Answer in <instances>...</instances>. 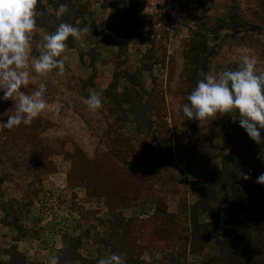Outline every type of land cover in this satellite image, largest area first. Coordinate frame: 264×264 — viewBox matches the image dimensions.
<instances>
[{"label":"trees","instance_id":"16d2710c","mask_svg":"<svg viewBox=\"0 0 264 264\" xmlns=\"http://www.w3.org/2000/svg\"><path fill=\"white\" fill-rule=\"evenodd\" d=\"M81 1L43 0L40 3L38 0L36 28L32 39L40 42L44 35L43 29L51 33L61 22L74 25L79 17L85 15L81 10ZM112 1L120 0H104L103 6L109 7ZM136 3L135 0H129L125 11L120 13L123 25L119 31L123 33L122 40L125 44L139 42L143 38V25L151 26L154 21L153 18L141 14ZM61 4L66 11L57 19L55 10ZM70 12L73 14L68 15ZM263 28L260 23L243 15L238 0H233L221 16L204 20L183 45V64L178 68L182 83L181 107L188 102L186 97L197 80L211 71L213 60L226 45H251L260 53L263 52L260 47L262 42L254 34L255 31L263 33ZM65 43L70 48L75 47L71 36ZM83 56L84 53L81 52V59ZM97 58L98 54L92 55V62ZM128 59V56H124L109 62L114 66V72L104 88L100 84L91 88L86 85L78 86L66 61L63 76H57L55 70L48 74L71 89L85 92L86 97L89 91L98 92L102 100V108L99 110L105 116L114 115L115 122L119 125L124 122L131 126L132 131L127 132L130 136L128 143L137 140L135 150L128 151L130 155L126 158L122 154H127L128 149L124 148L127 143L114 152L115 157L119 156L123 160L124 167L104 164L108 161H102L103 155L98 150L94 158L87 160L83 151L75 147L74 153H79V160L78 165H73L70 171L68 184L76 188L79 181L83 180L87 184L89 196H107L109 214L107 220H102L88 218V212H79V219L90 222L95 229L94 233L88 228L76 235L66 229L54 230L63 239V246L57 250L58 264H96L98 258L113 252L122 255L125 264H150L144 257L145 249L133 237L131 220L124 214V207L136 204L144 194L155 205L153 218L160 225L176 226L184 214L186 223L182 229L189 232V235L181 233L178 242L161 250L159 264H185L186 260H192L191 264H264V185L256 182V178L264 173V140L261 144L252 140L239 125L235 113L217 114L200 122L185 117L181 109L182 123L187 132L199 133L203 138L204 149L201 156L212 158L215 155L211 148L213 144L221 151V168L191 179V182H187L189 179L185 178L186 187L178 190L177 212L168 211L166 196L170 186L167 184V177H163L157 188L156 184H150L147 192L144 175L147 171L155 170L152 164L148 166L135 154L136 151L139 153L152 148V153L158 155L156 158H171V131L164 128L165 121L162 120L160 111L155 110L157 105L149 98L141 76L144 71H151L155 63L165 62L166 39L148 48L138 60L136 68H131ZM236 66L237 64L235 68ZM33 75L36 76V83L42 81L41 77L44 78L38 74ZM149 80L152 84L162 83L160 78L153 75ZM21 90L25 91L23 88ZM13 104L11 99L0 101V113H14ZM7 118V115L0 116V121H6ZM46 125L47 122L44 123L38 116L28 126L21 124L11 130L0 127V133L2 130L8 131V139L0 138V210L4 212L0 219L16 232L12 242L0 243V264H33V256L20 248L21 242L37 251L46 248L47 238L43 237L46 227L42 215L35 219L31 228L25 226L32 207H40L38 204L45 202L46 194L50 190L46 182L56 171L51 155L66 151L63 144L41 140L39 135L46 129ZM154 129L157 135L153 142H149L146 138L149 139ZM107 134L112 139L115 136L111 131ZM134 144L133 142L131 145ZM141 154L146 155L144 152ZM99 163L104 164V171L98 166ZM160 167L161 173L167 171L165 166ZM242 173H247L250 178L243 179ZM150 180L153 181L154 176ZM5 182L15 185L21 195L18 198L9 196L10 187H4ZM189 192L191 201L187 198ZM222 224H225V228L219 233L218 229ZM99 225L102 228L99 229ZM51 227L60 229L58 226ZM85 238L88 240L86 248L80 250ZM95 244L100 245L99 250L91 252L90 247ZM108 248L109 253L106 252ZM6 255L10 258L8 262L4 260Z\"/></svg>","mask_w":264,"mask_h":264},{"label":"rangeland","instance_id":"374dc122","mask_svg":"<svg viewBox=\"0 0 264 264\" xmlns=\"http://www.w3.org/2000/svg\"><path fill=\"white\" fill-rule=\"evenodd\" d=\"M103 1L104 0H82L80 3L83 5L81 6V10L85 15L79 17L78 21L83 27L85 26L84 24L87 19L86 4H95L96 7L100 8L96 11L94 9L91 14H88L90 18L92 17L96 20L99 18L101 9L103 8L102 12L104 11L108 15V18L106 21H102V23L105 22L112 31L118 30L119 32V37H116L114 41V45L116 46L113 52L114 59L128 56L130 66L134 69L138 64V60L148 48L166 39L165 62L155 63L151 71H144L141 76L149 98L157 105L155 110L157 112L160 111L161 118L165 121L164 128L171 131L173 140L171 158L169 160L164 158L161 160L160 157L156 158L158 155L152 153V148L148 149V151L142 150L139 153L136 151L135 154L140 157V160L143 159L148 166L152 164V168L155 170V172L152 170V172L147 171L144 175L147 192H149L150 184H156L155 188H157L160 186L163 177L166 176L167 184L170 186V191L167 193L168 196H166L168 201L167 208L170 212H177V201L179 199L178 190L181 187H186L185 178L189 179L187 180L188 182L191 179L193 180L201 177L211 170H219L221 168V151L217 150L212 144L211 148L213 152H215V155L210 159L202 157L201 153L204 149L203 138L199 133H188L182 123V95L180 91V84L182 83L178 76V68L183 64V45L191 37L193 31L202 25L204 20H213L224 14L227 6L230 5L233 0H186V4L180 14L181 18L177 17L176 20L178 24L173 27V30L167 29V25L158 27L160 15L154 12L146 13L144 9L146 1L144 0V2L141 3L139 0H135L140 13L153 18L154 21L151 26L146 27L143 25L141 29L143 31V38L139 42H132L129 44L124 43L122 40L123 33L119 31L123 25V20L122 17L119 16V13L125 11V6L128 5L129 0L112 1L108 8L103 6ZM238 2L240 11L245 17L260 23L264 27L263 0H238ZM91 7L92 9L94 8L93 6ZM51 10L52 6L49 7L50 12ZM70 14L73 13H68V15ZM92 22L94 21H86V23L90 25ZM116 26H118V29L115 28ZM129 26L131 27V24H129ZM254 34L256 38H260L262 42L260 47L263 52L260 53L257 48L251 45L237 43L228 44L213 60L210 72L215 73L225 69H235V65L244 55L255 57L258 70L264 72V32L255 31ZM38 43L39 41H33V39L31 41L34 54H37L35 49ZM79 50L80 49L76 51L79 52ZM77 52L75 53L77 54ZM107 56H109V54H107ZM79 57L77 55L75 58V55H71L70 65L74 68L78 65L80 66ZM152 75L160 78L162 83H150L149 78ZM84 76L86 75L84 74ZM41 79L42 81H40V83L35 82L34 85H29L31 90H35L41 83H44L46 86V93L43 98L48 103V108L40 117L44 123L47 122V127L40 133L39 137L42 141L44 140V142L56 141L57 144H63L66 151L64 153H54L51 155V159L56 165V171L50 175L49 180L46 182L47 186L50 188V196H48V198L45 197L46 199H44L45 202L43 204H38L40 205V211L37 210L36 206L32 207L31 212L33 211V213L29 218L35 220L40 216L41 212L42 218L44 219L43 223L50 225V229L52 228L51 226L63 227L76 235L81 233L85 228H88L94 233L95 229L90 225V222L87 223L86 220L79 219V212H88V218L94 217L107 220L109 214L108 197L97 194L89 196L87 194V184L83 180L81 182L79 181V185L76 186V188H72L68 184L70 171H72L73 165H78L77 160H79V153H74L75 147L79 151H83L86 158H88L87 160L94 158L98 150L99 153L103 155L102 161H108L104 164L112 166L116 164V166L124 167L125 163L119 156L115 157L114 152L119 151L123 144L127 143L124 145V148L127 147L128 149L126 150L127 154H122L126 158L127 155H130L128 151L135 150L137 140H133L135 143L134 145H131L133 142L131 144L128 143L130 136L127 132H131L132 128L124 122L122 125L116 123L114 115L105 116L99 109L95 112L89 110L84 103L86 99L85 92L71 89L48 74L44 76V78L41 77ZM80 80L82 81L83 79ZM78 86L81 85L79 84ZM24 90L27 91L26 89ZM150 93L152 94L150 95ZM108 131H111L112 135H115L113 139L107 134ZM1 132L0 138L3 140L8 139V131L2 130ZM156 135L157 132L156 129H154L149 139H146L149 142H153ZM261 135L264 137V130ZM140 144H142V142H140ZM143 152L146 153V155L141 154ZM160 160L161 163L158 164ZM104 164L99 163L98 166L102 167ZM161 165L165 166L167 171L164 170V172L161 173ZM104 168L105 166L101 169L104 171ZM152 176H154L153 181L150 180ZM3 186L10 187L8 190L9 196L18 198L21 195L19 189L12 183L5 182ZM187 198L190 201L192 200L190 192ZM55 206L57 208H55ZM155 209V205L146 194L142 195V197L137 200L136 204L124 207L126 218L131 220V232L133 237L136 238L137 242L145 249L144 257L149 260L150 264H159L161 250L172 246L171 244L174 242H178L181 233L189 235L188 231L184 232L182 229L186 223L184 214L181 215L182 219L176 226H172L171 224L160 225V223L153 218ZM2 212L3 211L0 210V216ZM1 222L2 221H0V223ZM100 228H102L101 225H99V229ZM224 228L225 224H222L218 232L222 233ZM3 229L5 228L0 224L1 244L9 242L8 239L11 238L8 233L3 235ZM43 235L45 239H50L45 232ZM3 236H6L7 240H4ZM87 241L86 238L82 240L80 250L86 248ZM24 243L25 242H23V244ZM99 247L100 245L98 244L93 245L90 247L91 252H97ZM101 248H103V246H101ZM106 250V252L109 253V248ZM48 261L45 260L47 263ZM191 263L192 260H186L185 262V264Z\"/></svg>","mask_w":264,"mask_h":264},{"label":"clouds","instance_id":"9594fccd","mask_svg":"<svg viewBox=\"0 0 264 264\" xmlns=\"http://www.w3.org/2000/svg\"><path fill=\"white\" fill-rule=\"evenodd\" d=\"M38 0H0V101L11 99L14 113L7 115L6 121H0V127L13 129L21 124L31 125L47 108L43 98L46 86L41 83L35 90L36 76H47L55 70L57 76L65 73L66 41L69 36L78 40L86 29L77 28L70 23L61 22L54 31L42 36L36 45V53L32 50V37L36 28V5ZM43 3V0H40ZM66 11L59 5L55 16L59 19ZM26 89L23 91L21 89ZM187 103L182 105V112L188 119L204 121L217 114H236L239 125L249 137L261 144L264 137V72L257 68V60L244 55L235 69L209 72L197 80L195 87L186 97ZM84 103L93 112L102 108L100 94L89 91ZM247 180L249 175L242 173ZM256 182L264 185V173ZM49 264H56L52 258ZM96 264H125L124 257L117 253L102 256Z\"/></svg>","mask_w":264,"mask_h":264},{"label":"crops","instance_id":"0c3cea01","mask_svg":"<svg viewBox=\"0 0 264 264\" xmlns=\"http://www.w3.org/2000/svg\"><path fill=\"white\" fill-rule=\"evenodd\" d=\"M94 5L95 4H86V7H85L87 9L86 21L87 22L94 21V22H92V24L90 25V24H87L85 21V24H84L85 26L83 27L82 24L79 23L78 21L79 19H77L76 23L73 26L77 28L86 29V31L81 32L80 38L78 40H74L75 47L70 48L69 46L66 45V49H65V52L63 53V56L66 58L65 61L70 65L71 55L73 56L75 55V58H76L77 55L79 57V54L81 52L84 53V56L82 57V59L81 57H79L80 66L78 65L76 66V68H74L71 65L69 66L71 67V71L73 75L75 76L77 82L80 85H86L88 88H91V86L95 87L100 84V87L104 88L108 85L109 80L112 78V74L114 72V66L111 65L109 62L114 60L113 52L116 49V46L114 45V41L116 40V37H119V33H117L118 30L112 31L111 28L109 29L108 26L105 24V22L102 23V21L104 20L106 21L108 18V15L104 11L102 12L103 8L101 9V14L99 16L100 19L98 18L99 20L93 19L92 17L90 18L88 16V14H91L92 11H94V9L95 11L97 9H100L96 7V5L95 6ZM91 6H93L94 8L92 9ZM88 10H91V11H88ZM119 16L121 17L120 13H119ZM117 27L118 26H116L115 28ZM47 32H48L47 29H43L42 34H46ZM33 41L38 42V39L33 38ZM78 49H80L79 50L80 53L76 51ZM75 52H77V54ZM94 54H98V58L94 59L92 62V55ZM107 54H109V56H107ZM83 73L86 76H84ZM80 79H83V80L81 81ZM32 213L33 211L28 215V218L25 221V226L28 228H31L35 221L32 218L31 219L29 218ZM3 216H4V212H2V215L0 216V218H2ZM0 221L2 220L0 219ZM0 224L2 225L3 228H5L2 231L3 235L8 233L10 234V237H11L10 239H8L9 242H6L4 244H8L12 242L13 237L16 235L15 230L12 227L6 225L3 221ZM3 239L7 240L6 236H3ZM62 246H63L62 235L56 234L55 239L52 241V243H49L47 241L46 248L43 247V249L41 250L37 251L36 249H33L31 247H25V243L23 244V242H21L20 248L23 249L25 253L31 254L33 256L31 260L33 264H45L47 263L45 262V260L48 261V260H51L52 258H55L56 264H58L57 250L60 249ZM9 259H10L9 255H6L4 258L6 262H8ZM49 262L50 261H48L47 264H49Z\"/></svg>","mask_w":264,"mask_h":264},{"label":"built area","instance_id":"2783aa9c","mask_svg":"<svg viewBox=\"0 0 264 264\" xmlns=\"http://www.w3.org/2000/svg\"><path fill=\"white\" fill-rule=\"evenodd\" d=\"M141 3L144 2V0H139ZM146 1V5H145V11L147 12H154L155 14H159V21H158V27H162V25L166 26L167 25V29H171L173 30L174 26H176L177 23V17H180V14L182 12L183 7L186 4V0H145ZM50 192L48 191L46 194V198H48ZM45 198V199H46ZM55 208H57L55 206ZM37 210H39V207H37ZM39 215V214H38ZM41 212H40V216H41ZM44 220V219H43ZM46 230H45V234L47 235V237H49L50 239L48 240L50 243H52V241L55 239L54 237L56 236V232L53 229H50L48 224L46 225ZM65 228L61 227L60 230H64ZM49 230H53L50 231ZM58 230V229H56ZM51 232H55L54 234ZM42 245V244H41ZM35 249V248H34Z\"/></svg>","mask_w":264,"mask_h":264}]
</instances>
